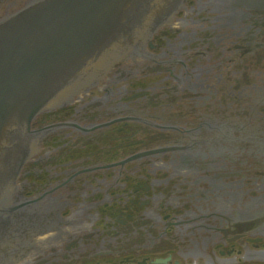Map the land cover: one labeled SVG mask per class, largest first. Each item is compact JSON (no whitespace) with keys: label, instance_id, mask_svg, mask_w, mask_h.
<instances>
[{"label":"flooded vegetation","instance_id":"flooded-vegetation-1","mask_svg":"<svg viewBox=\"0 0 264 264\" xmlns=\"http://www.w3.org/2000/svg\"><path fill=\"white\" fill-rule=\"evenodd\" d=\"M32 129L0 264H264V0H184Z\"/></svg>","mask_w":264,"mask_h":264},{"label":"water","instance_id":"water-1","mask_svg":"<svg viewBox=\"0 0 264 264\" xmlns=\"http://www.w3.org/2000/svg\"><path fill=\"white\" fill-rule=\"evenodd\" d=\"M184 0H38L0 22V245L33 121L118 62Z\"/></svg>","mask_w":264,"mask_h":264}]
</instances>
